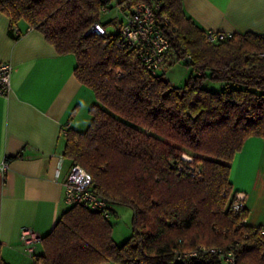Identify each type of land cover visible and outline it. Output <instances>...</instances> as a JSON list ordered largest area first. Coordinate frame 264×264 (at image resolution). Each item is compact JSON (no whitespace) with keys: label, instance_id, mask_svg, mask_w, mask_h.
I'll return each mask as SVG.
<instances>
[{"label":"trees","instance_id":"trees-1","mask_svg":"<svg viewBox=\"0 0 264 264\" xmlns=\"http://www.w3.org/2000/svg\"><path fill=\"white\" fill-rule=\"evenodd\" d=\"M112 1L0 0L9 33L18 38L24 22L58 53L74 55L75 77L96 98L86 130L65 131L62 156L91 174L108 215L69 205L41 237L33 264H222L209 249L226 247L236 250V264H264V227L246 223L248 210L230 181L245 140L264 138V33L213 42L182 0L118 1L122 12L159 3L156 25L170 43L165 65L183 61L192 70L176 87L167 71L146 68L137 47L118 45V29L107 31L113 20L101 14ZM94 23L104 34L90 31ZM207 80L224 90L207 89ZM115 205L132 210L121 244L109 221Z\"/></svg>","mask_w":264,"mask_h":264},{"label":"crops","instance_id":"crops-1","mask_svg":"<svg viewBox=\"0 0 264 264\" xmlns=\"http://www.w3.org/2000/svg\"><path fill=\"white\" fill-rule=\"evenodd\" d=\"M182 3L185 14L208 32L264 33V0ZM17 26L21 33L15 38L0 13V62L12 65L11 90L0 95V165L8 166L0 169V259L33 264L42 244L29 251L20 233L29 229L42 237L68 208L62 185L70 167L62 156L65 131L86 130L96 98L75 77L74 55L58 53L24 22ZM230 181L248 210L246 223L264 227V138L245 140L233 158Z\"/></svg>","mask_w":264,"mask_h":264},{"label":"built area","instance_id":"built-area-1","mask_svg":"<svg viewBox=\"0 0 264 264\" xmlns=\"http://www.w3.org/2000/svg\"><path fill=\"white\" fill-rule=\"evenodd\" d=\"M157 2H138L126 9L123 20L118 27V45L126 44L139 49L141 61L152 73L166 71L165 57L169 51V40L162 34L156 25L155 11L158 9ZM91 32L104 34V28L99 23H94ZM224 33L208 32L210 41L224 38ZM12 65L9 62H0V95H7L11 90ZM7 163L4 161L0 169L5 171ZM92 176L82 166L72 163L65 178L62 181L64 187V201L69 205L83 204L95 210H102L108 215V202L99 196L92 187ZM241 199V198H240ZM242 204L236 203L235 209ZM20 239L32 251L34 243L39 242L41 237L29 229L20 233ZM210 252L217 254L222 264H236V250L233 247L211 248ZM187 255H195L194 252ZM264 257V251H262Z\"/></svg>","mask_w":264,"mask_h":264},{"label":"rangeland","instance_id":"rangeland-1","mask_svg":"<svg viewBox=\"0 0 264 264\" xmlns=\"http://www.w3.org/2000/svg\"><path fill=\"white\" fill-rule=\"evenodd\" d=\"M121 0H113L110 3V8L101 14L103 22L113 20V23L106 25L109 33L115 32L118 29L119 23L123 20L124 13L119 9L117 2ZM167 79L176 87H181L186 82L187 78L192 74L191 68L183 61L172 62L166 67ZM204 86L212 91H222L225 84L215 83L207 80ZM187 158V156H186ZM117 216L110 215L109 221L113 227V239L117 244L123 243L131 234V219L132 210L126 206L115 205ZM113 264V263H107Z\"/></svg>","mask_w":264,"mask_h":264}]
</instances>
